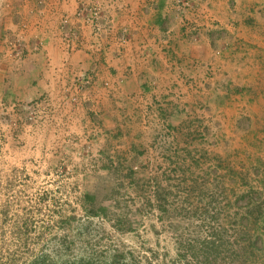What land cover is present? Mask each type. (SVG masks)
Segmentation results:
<instances>
[{
  "label": "rangeland",
  "instance_id": "1",
  "mask_svg": "<svg viewBox=\"0 0 264 264\" xmlns=\"http://www.w3.org/2000/svg\"><path fill=\"white\" fill-rule=\"evenodd\" d=\"M229 2L217 86L134 155L0 100V264H264V0Z\"/></svg>",
  "mask_w": 264,
  "mask_h": 264
},
{
  "label": "crops",
  "instance_id": "2",
  "mask_svg": "<svg viewBox=\"0 0 264 264\" xmlns=\"http://www.w3.org/2000/svg\"><path fill=\"white\" fill-rule=\"evenodd\" d=\"M229 1L2 0L0 100H36L35 117L77 149L134 155L165 118L185 120L180 104L198 86H217L212 31L229 21ZM80 5L102 9L100 30L76 17Z\"/></svg>",
  "mask_w": 264,
  "mask_h": 264
},
{
  "label": "built area",
  "instance_id": "3",
  "mask_svg": "<svg viewBox=\"0 0 264 264\" xmlns=\"http://www.w3.org/2000/svg\"><path fill=\"white\" fill-rule=\"evenodd\" d=\"M103 12L98 5H80L76 10V17L83 20L85 24H88L93 28L94 31L100 30V19L102 18ZM69 18L62 19L61 30L64 32V37L71 39L74 34L73 31L67 29ZM87 80L85 84H87Z\"/></svg>",
  "mask_w": 264,
  "mask_h": 264
}]
</instances>
